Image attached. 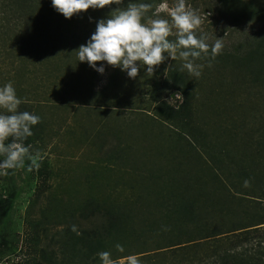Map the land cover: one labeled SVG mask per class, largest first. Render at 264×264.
<instances>
[{
  "label": "rangeland",
  "instance_id": "374dc122",
  "mask_svg": "<svg viewBox=\"0 0 264 264\" xmlns=\"http://www.w3.org/2000/svg\"><path fill=\"white\" fill-rule=\"evenodd\" d=\"M12 1L17 5L9 7ZM216 1L186 0L202 21L197 34L209 44L217 38L223 43L214 59L196 61L203 64L198 78L179 57L129 78L105 62H96L105 63L101 74L78 61L79 46L116 5L66 19L51 0H32L31 11L23 0H0V85L11 81L23 101L19 110L41 118L24 141L39 167L29 169L26 160L25 167L0 176V264H46L40 250L54 253L56 264L92 263L84 244H70V228L100 230L111 221L119 227L110 240L103 238L102 251L116 264H126L133 253L142 264H223L224 257L230 262L234 252L251 247L264 264V226L190 247L186 255L167 251L191 236L187 221L173 229V222L165 224L180 201L193 203L208 224L229 227L254 216L255 200L264 193V85L249 84L243 73L234 78L224 58L261 41L264 0H239L260 8L253 19H231ZM135 2L152 4L147 22L164 0ZM167 3L171 8L175 0ZM159 15L170 19L166 11ZM261 57L264 64V50ZM177 77L189 84L188 123L174 114L183 103ZM170 240L174 246L163 248ZM94 256L92 264H100Z\"/></svg>",
  "mask_w": 264,
  "mask_h": 264
},
{
  "label": "clouds",
  "instance_id": "9594fccd",
  "mask_svg": "<svg viewBox=\"0 0 264 264\" xmlns=\"http://www.w3.org/2000/svg\"><path fill=\"white\" fill-rule=\"evenodd\" d=\"M51 3L66 19L90 8L117 6L106 18L96 22L95 31L77 50L78 61L87 62L101 74L105 72L106 63L119 67L129 78H135L140 68L152 74L154 66L168 58L175 61L179 57L183 61L182 68L198 78L203 64L196 61L202 57L214 59L223 48L220 38L209 44L205 34H197L202 21L186 0H175L171 8L164 0L153 13L155 18H149L147 22L142 21L152 9V4L135 0H127V3L125 0H51ZM161 10L166 11L170 19L161 17ZM170 36L175 39H169ZM98 61L105 63L97 65ZM22 102L11 81L0 85V176L8 175V170L25 167L26 160L31 162L29 169L39 167L36 155L30 151L31 146L24 141L33 135L32 129L41 118L28 111H20ZM247 184L246 180L245 186ZM116 249L124 251L121 244H117ZM98 256L100 264H116L109 251H101ZM125 260L126 264H142L134 253Z\"/></svg>",
  "mask_w": 264,
  "mask_h": 264
},
{
  "label": "trees",
  "instance_id": "16d2710c",
  "mask_svg": "<svg viewBox=\"0 0 264 264\" xmlns=\"http://www.w3.org/2000/svg\"><path fill=\"white\" fill-rule=\"evenodd\" d=\"M217 5L220 7V9L224 10L229 14L231 19H238L242 17H251L256 18L259 15L260 8L257 6L248 5V6H243L244 3L239 4V0H217ZM13 3V4H12ZM9 3V7H13L17 5V3L13 2ZM23 9L28 8L30 11L32 9L33 3L32 0H23ZM14 13H18L19 10H14L13 8L10 9L9 11H12ZM238 10V11H236ZM262 11V8H261ZM8 11L6 10V7L1 8V14L2 16L6 15ZM260 16V15H259ZM17 19L21 18L19 16L16 17ZM262 19V18H260ZM1 20V19H0ZM250 20V19H249ZM3 21V20H2ZM235 22V21H234ZM3 29V26L0 24V30ZM261 35L262 39L261 41H258L256 45H251L249 44L250 47H241L244 48L245 50H240L241 48H237L236 50H233V52H230L229 54H225L224 58L227 60V65H230V68L233 70L234 78L235 77H241V74L243 73L246 78L249 80V84L254 85L256 87H261L262 83H259V79L263 76L264 77V64L262 63V57L261 53L264 50V28L262 29L261 32H259ZM254 41V38L252 39ZM171 73L176 75V70H171ZM246 74V75H245ZM258 80V81H257ZM264 83V82H263ZM189 85L187 84L183 79H180L179 77L175 78L174 80V86L178 91H180L183 95V103L181 106V110L174 111V114H179L182 113V116H184L183 119L188 123L187 120H190L191 118V113L189 110V99L191 97L190 93L188 90H186L185 86ZM257 198V197H256ZM258 200H255V204L257 206L256 209V214L254 216H248L245 218H241L239 222H236L232 224L229 227H225L224 224L218 223L216 221H213L211 223H207L208 220H203V218H200L199 210H197L194 207V204L191 202L187 201H180L179 204H177L173 209L168 211L166 218L168 219L165 224H168L170 222H173L174 224H171V228H180L181 224H184V221H187L184 224L185 228L192 229L190 232L191 236L188 237L186 240H177L175 243L176 245L174 246L175 243H171V240L167 243L169 244L168 246H165L163 248L167 249L171 248L174 246V248H171L167 251H171L174 253H182V255H186V251L189 250L190 247L195 248L199 247L202 244L209 243V240L212 239H217L220 236H229L230 234L235 235V234H240V233H247V231L251 229H264V193L261 194L260 198H257ZM116 215L111 213V218H115ZM213 223V225H212ZM119 227L116 221H111L110 225L107 227H102L100 230L96 228H85V229H80V230H73L70 228V234H71V240H74V242H70L72 246L75 247L76 242H80L84 244L83 249H87L89 251V256L92 261V263H95L96 261L94 254L97 256V252L104 247L102 246V240L103 238H107V240H110L112 238V233L111 231L114 230L115 228ZM259 227H263L260 229H257ZM119 229V228H118ZM184 233V231L182 230ZM180 233V236L181 234ZM185 235V233H184ZM173 236H177L173 235ZM257 238V237H256ZM228 241H230V237L227 238ZM246 239V238H245ZM111 243V242H110ZM230 245H232V241H230ZM166 244V245H167ZM185 244V245H182ZM262 243H258L257 247H260ZM177 247V248H175ZM161 246L158 247L157 249L154 250H161L163 249ZM228 251V250H227ZM226 251V252H227ZM253 248L251 247L250 249L247 248H242L239 251L234 252V255L230 256L231 261L229 262L227 258H223V264H250V262L255 260V263L252 264H261L259 262V259L256 258L254 255H258L260 252L253 253ZM47 251L45 250H40V255L39 258L44 261L46 264H56L57 262L55 261V254L51 253L48 255L46 253ZM149 251H146L144 253H147ZM223 252V251H222ZM97 253V254H96ZM225 254V252H224ZM229 256V255H226ZM222 258V257H221ZM94 261V262H93ZM88 262V264H92ZM36 264H42V262H38ZM208 264V262H206Z\"/></svg>",
  "mask_w": 264,
  "mask_h": 264
}]
</instances>
